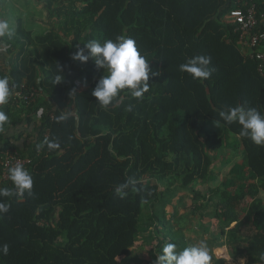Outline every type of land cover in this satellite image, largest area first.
Listing matches in <instances>:
<instances>
[{"label": "trees", "instance_id": "1", "mask_svg": "<svg viewBox=\"0 0 264 264\" xmlns=\"http://www.w3.org/2000/svg\"><path fill=\"white\" fill-rule=\"evenodd\" d=\"M33 1L48 13L50 28L27 32L19 20L12 38H0V77L35 94L28 105L11 96L0 108L9 117L0 152L30 158L33 179L32 196L0 197L9 204L0 217V245L10 246L0 264H129L146 210L151 240L144 263L154 264L165 244L185 248L164 233L157 211L163 191L178 186L205 200L194 186L209 182L214 159L229 147L207 125L238 105L264 114V79L224 21L234 0ZM253 5L264 13V0ZM121 35L149 62V91L136 99L125 89L101 107L91 93L106 70L72 57L88 41ZM197 55L211 57L214 69L202 83L180 71ZM61 114L68 119L57 122ZM222 128L237 141L242 169L231 189L223 182L205 202L221 222L210 246H225L234 261L264 264V146L240 138L236 123ZM45 139L60 148L38 151ZM129 178L140 190L127 189L120 199L115 189Z\"/></svg>", "mask_w": 264, "mask_h": 264}, {"label": "clouds", "instance_id": "2", "mask_svg": "<svg viewBox=\"0 0 264 264\" xmlns=\"http://www.w3.org/2000/svg\"><path fill=\"white\" fill-rule=\"evenodd\" d=\"M15 35V28L8 20L0 19V38H12ZM87 50V55H85ZM80 63H86L92 59L97 69L106 70L107 75H101L91 95L95 102L101 107H107L113 102L122 90H129L133 98L141 99L149 91L150 68L149 62L139 52L136 42L124 35L118 36L115 42L111 39L100 43L96 40L83 44L72 57ZM211 57L197 55L180 65V71L188 74L194 81L203 82L211 77L214 69L210 67ZM158 73H152L157 75ZM60 83V77L56 78ZM12 96V88L7 76L0 77V108L9 102ZM131 110V107L128 109ZM68 117L61 114L57 122L67 120ZM223 121V124L221 123ZM9 123L8 115L0 110V132L4 131ZM236 123L240 126L238 136L248 138L256 146H264V114L256 108L238 105L230 107L226 111L219 112V119L213 120L217 128L224 125ZM46 145L49 151L60 148L56 140L45 139L37 146L39 151ZM8 178L12 188L0 187V197H18L25 195L32 196L33 179L31 174L22 165H17L8 169ZM138 181L134 178L127 179L115 189V195L124 199L128 195L127 189L139 191L136 188ZM9 211V204L0 202V217ZM10 246L5 243L0 245V254L8 255ZM212 256L205 241L198 244L177 250L175 243L165 244L161 254L156 257L154 264H211Z\"/></svg>", "mask_w": 264, "mask_h": 264}, {"label": "rangeland", "instance_id": "3", "mask_svg": "<svg viewBox=\"0 0 264 264\" xmlns=\"http://www.w3.org/2000/svg\"><path fill=\"white\" fill-rule=\"evenodd\" d=\"M28 6L17 7V4L21 3L20 0H0V19H6L13 21L14 17L20 15L18 9L22 8L24 18L27 17V12H30V16L41 18L46 13L44 9L37 8V4L31 0H28ZM31 4V6H30ZM22 5H25L22 2ZM39 9V10H38ZM46 17V16H44ZM44 20V19H43ZM47 21L48 17H46ZM44 20V21H45ZM51 25V23H50ZM44 31V30H43ZM211 130L215 131L219 137L226 140V144L231 147L225 149L220 156L216 157L213 161V176L207 183H198L194 186V190L202 192L205 195V200L195 199L194 195L190 191L180 189L178 186H174L169 190H164V199L157 206L159 215L163 217L167 223L164 233H171V236H177L183 240L186 247L198 244L200 241H205L210 249V255L216 262L211 260V263L215 264H246L244 261H234L229 255L225 246L210 245L214 242L215 237L220 231L221 222L215 217L213 205H207L205 202L213 198L211 194L212 189L222 186V189H231L235 176L238 170H241V157L240 148L237 141L232 136H227L226 131L221 127L217 128L213 123L207 125ZM204 204V207L201 205ZM239 208L246 207L244 203H239ZM149 211H143L141 218V225H139L140 234L136 238L135 246L133 247L134 260L129 264H146L142 260L149 258L148 252L150 247L148 242L151 240L149 230L145 228L144 223L147 221ZM223 225L226 226V221L223 220ZM231 226H234L232 224ZM162 229L163 227H159ZM177 246V250H182ZM119 264H128L123 261H119Z\"/></svg>", "mask_w": 264, "mask_h": 264}, {"label": "built area", "instance_id": "4", "mask_svg": "<svg viewBox=\"0 0 264 264\" xmlns=\"http://www.w3.org/2000/svg\"><path fill=\"white\" fill-rule=\"evenodd\" d=\"M254 1L256 0H234L237 7L224 17V21L233 26V34L242 56L257 63V72L264 79V13H257ZM3 50L0 47V52ZM12 98L28 105L35 94L24 92V85L15 86L12 88ZM31 164L30 158L21 157L16 150L1 151L0 187L9 180V168L22 165L29 171Z\"/></svg>", "mask_w": 264, "mask_h": 264}, {"label": "crops", "instance_id": "5", "mask_svg": "<svg viewBox=\"0 0 264 264\" xmlns=\"http://www.w3.org/2000/svg\"><path fill=\"white\" fill-rule=\"evenodd\" d=\"M20 1H21V3L17 4L16 8L20 7V6H24V7L28 6V2H27L28 0H20ZM22 2H24L25 5H22ZM30 2H31V0H30ZM30 6H31V4H30ZM37 6H38L37 8H39L40 10L43 9V7L41 5L37 4ZM20 9L22 10V8H20ZM20 9H18L20 11L19 13H20V15H23V12H22L23 10L21 11ZM44 14H45L44 16H46V17L48 16V14H46V13H44ZM20 15L14 17L13 21H9L8 20L10 25H13L14 28H16V25H17L19 20H21V22H22L21 23V27L24 30H26L27 32H30V31L41 32L43 30L45 31V30L50 28V22L45 20L46 17H44V16L41 17V18L33 17V16H30V12H27V17H25V18H24V16L23 17L21 16V18H20ZM14 57H15V53H13V55H8L6 58L10 60V59H13ZM239 260L243 261V262L244 261L246 262L245 259H239Z\"/></svg>", "mask_w": 264, "mask_h": 264}]
</instances>
